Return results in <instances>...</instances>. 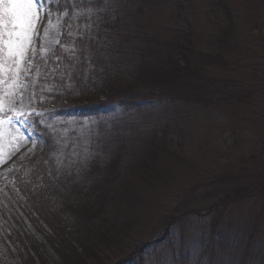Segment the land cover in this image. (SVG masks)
Segmentation results:
<instances>
[{"label":"trees","instance_id":"1","mask_svg":"<svg viewBox=\"0 0 264 264\" xmlns=\"http://www.w3.org/2000/svg\"><path fill=\"white\" fill-rule=\"evenodd\" d=\"M196 3L187 4L196 8ZM216 3L225 9L221 0ZM136 5L131 0H61L53 6L58 14H67L63 33L41 61L32 91L38 112L33 125L43 143L0 190V264H117L127 256L130 261L123 264H161V256L170 264L197 258L200 264H264L263 217L258 214L249 227L242 211L254 192L264 193V148L234 164L218 158L226 162L211 177L220 189L216 201L208 203L211 196L198 195V184L167 203L174 219L165 228L169 238L160 244L149 236L151 245L140 253L143 242L114 236L115 231L126 235L130 226L129 191L114 194L110 181L87 182L60 164L74 149L69 133L73 125L78 132H90L93 123L100 121L101 129L104 118L121 111L142 112L164 104L209 107L217 96H225L219 86L213 90L212 82L220 81L218 74L227 67L222 54L228 37L220 32L214 44L215 34L205 47L186 39L167 41L169 53L165 43L145 30V16L133 17ZM138 11L143 12L141 6ZM230 13L225 15L232 17ZM4 86L0 83V90ZM230 98L248 104L244 95ZM255 121L262 132L264 122Z\"/></svg>","mask_w":264,"mask_h":264},{"label":"rangeland","instance_id":"2","mask_svg":"<svg viewBox=\"0 0 264 264\" xmlns=\"http://www.w3.org/2000/svg\"><path fill=\"white\" fill-rule=\"evenodd\" d=\"M60 1L42 0L38 35L34 37L38 47L34 49L31 71H21L15 81L9 80L0 90V116L5 114L0 121H11L0 123V190L40 151L42 140L31 121L36 112L32 91L41 61L58 45L63 33L66 15L53 10ZM194 1L196 8L188 6V0H131L137 2L133 17L141 20L145 16V30L162 43H185L186 39L205 47L215 34L214 44L220 37L218 33L225 34L229 46L222 60H226L227 67L218 74L221 80L212 82L213 90L219 86L220 94L224 92L225 96H217L209 107L164 104L142 112L121 111L115 114L117 117L111 111V118L103 119L101 129L100 121H96L90 132H78L79 127L73 125L69 133L74 149L66 154V162L60 159L61 166L87 182L110 181L114 194L119 189L129 191L132 202L127 201L126 212L130 226L126 235L115 231L114 236L122 242H143L140 249L136 248L138 253L151 245L152 239L146 240L149 236L156 237L160 244L169 238L165 228L168 220L174 219L169 217L167 203L195 190L198 184V195L211 196L208 203L216 201L220 189L213 186L211 177L226 162L218 158L234 164L238 158H254L264 148V126L261 132L252 122H264V4L259 0H221L223 9L218 0ZM140 6L143 12L138 11ZM230 11L232 17L226 16ZM162 45L170 53L171 44ZM2 76L6 78L5 73ZM233 93L246 96L248 104L231 100ZM21 96L22 103H17ZM70 164L76 169L71 170ZM261 184L264 186V177ZM243 205L247 226L255 225L258 214L263 217L259 225L264 241L262 190L254 192ZM158 259L161 264H170L166 256ZM199 262L197 258L185 264Z\"/></svg>","mask_w":264,"mask_h":264},{"label":"snow or ice","instance_id":"3","mask_svg":"<svg viewBox=\"0 0 264 264\" xmlns=\"http://www.w3.org/2000/svg\"><path fill=\"white\" fill-rule=\"evenodd\" d=\"M41 2L42 0H0V72L6 74V78L0 80V83L15 81L21 71H31L34 49L38 47L34 37L38 35L37 24L40 19ZM47 15L51 17V12ZM56 19L59 24V17ZM47 31L46 28L45 35ZM67 34L71 35V33ZM21 65L25 67L22 69ZM9 73L11 75H7ZM12 86L15 87V84ZM22 100L21 96L17 103H22ZM20 115L24 113L21 112ZM0 123L10 124L11 121H0Z\"/></svg>","mask_w":264,"mask_h":264}]
</instances>
